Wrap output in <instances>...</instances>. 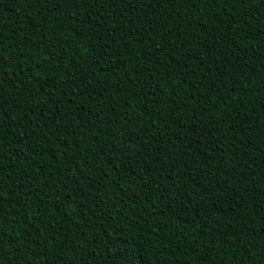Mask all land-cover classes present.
Wrapping results in <instances>:
<instances>
[{
  "label": "trees",
  "instance_id": "16d2710c",
  "mask_svg": "<svg viewBox=\"0 0 264 264\" xmlns=\"http://www.w3.org/2000/svg\"><path fill=\"white\" fill-rule=\"evenodd\" d=\"M0 37L4 260L264 264V7L0 0Z\"/></svg>",
  "mask_w": 264,
  "mask_h": 264
},
{
  "label": "snow or ice",
  "instance_id": "6c2138e0",
  "mask_svg": "<svg viewBox=\"0 0 264 264\" xmlns=\"http://www.w3.org/2000/svg\"><path fill=\"white\" fill-rule=\"evenodd\" d=\"M118 2H123V0H112L113 4L118 3ZM127 2L131 3V2H133V0H127ZM135 2L145 5L146 3H148V0H135ZM151 2H152V0H151ZM189 2L192 3V4H195V0H189ZM201 2L211 5V4H216L217 0H201ZM219 2L220 3H227L229 5L240 4L242 7L247 6V5H252L254 7H264V0H219ZM148 23L153 29H155V21L154 20H149ZM161 27H164V26L161 25ZM158 35H160L161 39H164L165 37L169 36V32L168 31H164L163 33H158ZM0 39H2V37H0ZM167 45H169V44L166 42L165 43V47H161L159 49V51L162 52V53H165V54H167V50L175 51V49H172L171 47H168ZM137 59H139V57H137ZM5 66L6 65L3 63L2 57H0V73H2V70H3V68ZM185 66H187V64H183L180 67H181V69L187 68ZM74 67H78V65H74ZM164 67H165V70L168 71L167 61H165ZM65 79H67V77H65ZM176 86L178 87L179 85L177 84ZM55 87H56V85L54 84L53 88H55ZM16 95H19V93H17ZM0 99H2V89H0ZM4 117H6L5 114L3 112H0V132H2L4 130V123H3ZM27 132H28V129H25V131L21 133L20 137H22V138L25 137V135H27L26 134ZM72 135L75 136V135H77V133H75L73 131ZM27 137L28 138L22 139V143L31 141L32 136L27 135ZM44 139L47 140V136L46 135H45ZM19 147L20 146L17 145V148H19ZM6 148H8V145L5 144L3 136H0V160L4 159L3 153H4ZM185 155H186V153H185ZM2 167H4V165L0 164V168H2ZM126 178L127 177H125V179ZM174 179H175V177H174ZM0 197H3V199H0V203H2L3 200H4V196H3L2 192H0ZM11 243H15V242H11ZM3 253H4L3 241L0 240V264H12L11 261L3 259Z\"/></svg>",
  "mask_w": 264,
  "mask_h": 264
}]
</instances>
